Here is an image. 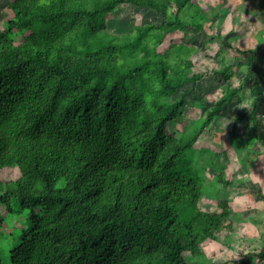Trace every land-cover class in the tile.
Listing matches in <instances>:
<instances>
[{
	"label": "trees",
	"instance_id": "obj_1",
	"mask_svg": "<svg viewBox=\"0 0 264 264\" xmlns=\"http://www.w3.org/2000/svg\"><path fill=\"white\" fill-rule=\"evenodd\" d=\"M224 2L203 10L193 0L9 1L12 16L0 26V172L15 168L18 176L0 179V209L28 210L10 264H212L206 242L239 236L228 198L218 211L201 207L205 187L213 186L212 195L233 182L219 168L207 180L194 144L223 104L238 98L240 84L227 86L189 128L169 131L186 106L184 96H173L202 74L187 45L161 49L176 32H204ZM121 4L160 21L115 32L107 21ZM210 41L217 56L230 47L220 33ZM257 46L238 62L245 77L253 74V108L264 95L262 36ZM217 63L213 74L228 81L234 64ZM254 260H264V243L242 263Z\"/></svg>",
	"mask_w": 264,
	"mask_h": 264
},
{
	"label": "rangeland",
	"instance_id": "obj_2",
	"mask_svg": "<svg viewBox=\"0 0 264 264\" xmlns=\"http://www.w3.org/2000/svg\"><path fill=\"white\" fill-rule=\"evenodd\" d=\"M9 1L0 0V26L12 16ZM193 1L198 2L203 10H211L221 2ZM225 1V5L219 10L218 21L206 22L204 32H191L187 37H182L181 32H176L166 37L161 49L166 48L170 41L187 45L197 61L194 72L202 74V78L196 83H186L173 96H184L186 106L182 121L175 125L170 123L169 131H174V127L178 130L189 128L203 116L206 108L214 103L227 86L240 84L238 98L223 104L221 114L204 128L194 145L201 150L196 152L195 160L203 166L207 180H211L216 173L215 168H219L223 170L225 178L233 182V185L220 188L219 192L212 195L206 193H210L209 189L213 186L205 187L208 192L201 198V207L208 212L218 211L219 200L228 198L237 218L235 227L239 235L227 240L224 234H219L218 240L206 242L204 252L212 264H245L242 263L243 256L253 250L257 251L264 243V232L259 233L254 223L261 221L264 226V201L259 198V194H264V95L257 97L253 108V97L249 91V80H252L253 74L249 73L250 76L245 77L247 70L245 66L239 67L238 62L245 63L248 54L243 53L257 46L258 37L262 36L264 39V8L260 10L257 7L253 10V5L249 2L248 10L245 8L247 0ZM153 20L160 21L159 15L130 4H121L115 9L114 17L107 21V26L115 32H125L130 30L134 23ZM261 27L262 29L258 30ZM217 33L230 42V47L219 51L218 56V43L206 42L209 35ZM260 48L256 47L258 54L261 53ZM220 57L234 64L232 77L228 81H223L212 72L213 69L219 68L217 58ZM262 63L264 64V61ZM262 88L263 85L259 81V92ZM206 162L212 164H205ZM17 176L15 168H5L0 172L2 180L14 179ZM27 213V209L14 208L12 213L4 214L0 209V214L5 216L6 222L0 227L1 264H10V248L18 243L16 235L28 226ZM238 224L241 230L237 227ZM11 230L14 231L12 235ZM252 264H264V260H254Z\"/></svg>",
	"mask_w": 264,
	"mask_h": 264
},
{
	"label": "crops",
	"instance_id": "obj_3",
	"mask_svg": "<svg viewBox=\"0 0 264 264\" xmlns=\"http://www.w3.org/2000/svg\"><path fill=\"white\" fill-rule=\"evenodd\" d=\"M251 3V5H253V10L255 9V8H257V7H259L260 8V10L261 9H263L264 8V0H247L246 1V4H245V8L246 9H248V3ZM250 7V6H249ZM251 8V9H252ZM249 10V9H248ZM260 23V22H259ZM262 24H264L263 22H262ZM262 24H260V25H262ZM260 29H262V27L261 28H259L258 30H260ZM264 37V36H263ZM260 52L261 53H259V54H262L263 53V51H262V49L260 50ZM259 80H260V78H259ZM261 81V80H260ZM262 83V82H261ZM263 96V95H262Z\"/></svg>",
	"mask_w": 264,
	"mask_h": 264
}]
</instances>
